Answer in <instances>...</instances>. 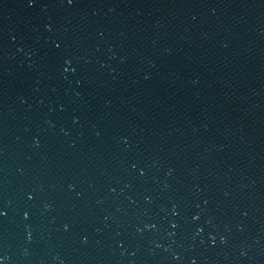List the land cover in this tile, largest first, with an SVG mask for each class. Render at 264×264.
I'll list each match as a JSON object with an SVG mask.
<instances>
[{
	"label": "water",
	"instance_id": "95a60500",
	"mask_svg": "<svg viewBox=\"0 0 264 264\" xmlns=\"http://www.w3.org/2000/svg\"><path fill=\"white\" fill-rule=\"evenodd\" d=\"M0 211V264H264V0H0Z\"/></svg>",
	"mask_w": 264,
	"mask_h": 264
},
{
	"label": "snow or ice",
	"instance_id": "6c2138e0",
	"mask_svg": "<svg viewBox=\"0 0 264 264\" xmlns=\"http://www.w3.org/2000/svg\"><path fill=\"white\" fill-rule=\"evenodd\" d=\"M33 2V0H29V3ZM69 3L72 2V0H68ZM4 213L2 211H0V216H2ZM25 215H27V213H25Z\"/></svg>",
	"mask_w": 264,
	"mask_h": 264
}]
</instances>
